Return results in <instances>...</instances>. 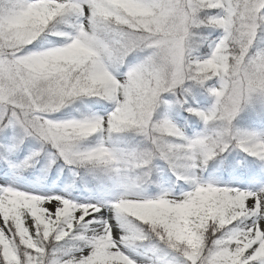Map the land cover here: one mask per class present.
Wrapping results in <instances>:
<instances>
[{"label": "snow or ice", "instance_id": "1", "mask_svg": "<svg viewBox=\"0 0 264 264\" xmlns=\"http://www.w3.org/2000/svg\"><path fill=\"white\" fill-rule=\"evenodd\" d=\"M202 28L222 33L205 59L190 47ZM205 43L199 37L197 46ZM210 80L218 85L209 89L211 109L188 108L210 125L201 136L154 120L162 94ZM253 94L264 96V0H0V149L14 153L33 139L39 149L13 167L34 168L50 147L48 170L60 159L74 176L83 169L99 182L95 202L84 203L0 186V264H175L169 253L181 264H264V186L195 178L230 147L264 161V135L233 126ZM93 97L113 110L52 118ZM126 132L145 146H107ZM97 134L107 144L84 143ZM156 159L191 190L149 198Z\"/></svg>", "mask_w": 264, "mask_h": 264}, {"label": "trees", "instance_id": "2", "mask_svg": "<svg viewBox=\"0 0 264 264\" xmlns=\"http://www.w3.org/2000/svg\"><path fill=\"white\" fill-rule=\"evenodd\" d=\"M60 27L63 28L64 25H60ZM219 33H221V31L216 29H200L198 31L196 42L190 43L193 56L205 57L209 55L211 52L209 44L219 35ZM199 37H207L208 43L197 46L199 44ZM188 86L190 87L191 92L184 93L177 99L174 109L169 112L171 119L167 118V115L169 114L165 107L166 101L163 99L155 111L154 120L161 121L167 118L180 128L187 138H191L197 131L204 133L206 128L210 125H205V123L193 112L188 111V108L191 107L195 110L205 112L210 110L215 103V98L210 94L209 89L218 85L215 80H210L207 81L204 86L196 84L194 81H190ZM185 100L187 103H184ZM111 107L112 103L109 101L95 97L84 98L83 100H77L74 104L65 107L61 111L55 113V115L57 116L56 120H66L78 118L81 115H92L97 110L104 111ZM233 126L234 130L248 134L257 135L264 131V104L260 106L254 103L246 104L233 120ZM9 136H11V133H9ZM102 138L106 139V137H102L101 134H97L90 137L84 143L87 146H96ZM110 145L120 149H139L145 146L144 138L132 132L114 134ZM39 147L40 144L38 141L28 139L25 141L24 145L14 153L5 155L4 151L0 149V174L12 167L11 161H13L15 165H19L30 155L31 151L39 149ZM51 151L54 150L49 147V149L39 158V163L36 164L34 168H29L27 170L20 169L22 173L30 177V179H36L39 182L47 183L49 185H72L74 183L75 187L73 190L76 192L77 190H80V193L85 197H94L95 189L99 182L96 177L86 173L85 170H78L79 175L74 176L70 173L72 170L65 165L63 160L60 159L57 160L56 164L52 166L50 170L47 169L49 160L48 153ZM197 169L195 170L196 179L198 177L209 179L214 173H221L227 178L234 177L240 180H253L262 178L264 173V165L262 161L236 147H230L228 150L220 153L217 157L210 159L206 165L202 166V168L200 167V176L196 175ZM179 175L180 174L174 172L165 161L156 159L153 161V170L151 172L152 182L149 187L159 189L162 178H164L174 188H180L181 192L191 190V185L186 180L179 179ZM116 192L117 191H114L110 196L114 195ZM63 243L64 242H61V244ZM168 259H174L175 264H181L183 258L178 254L169 253Z\"/></svg>", "mask_w": 264, "mask_h": 264}, {"label": "rangeland", "instance_id": "3", "mask_svg": "<svg viewBox=\"0 0 264 264\" xmlns=\"http://www.w3.org/2000/svg\"><path fill=\"white\" fill-rule=\"evenodd\" d=\"M221 35H222V33H219V35L216 38H214L213 41H217L221 37ZM49 39L53 40L57 45H60L63 43L62 40L57 39L55 37H50ZM31 47H33V49H38L39 48V42H36V44H34ZM208 56H210V54L205 56V57H196V58L205 59V58H208ZM189 82L190 81H187L183 87L188 88V92L190 93L191 89L188 86ZM184 93L185 92H183L181 89H177L175 94H172V93L162 94L161 101L163 99L166 101L165 107L168 110V114H169V115H167L168 119H171V115L169 112L174 109V105H175L177 99ZM248 103L249 104L254 103V104L259 105V106L263 105L264 104V96H261L258 94H253V96L250 98V100L246 104H248ZM246 104L242 105V109L245 107ZM113 108H114V105L112 104V107L109 108L108 110H104V111L103 110H99V111L97 110L92 115H98V116L103 117V116H106L108 113H110L113 110ZM52 118L57 119V116L54 114L52 116ZM78 118H80V117H78ZM202 134L203 133H200L197 131L195 133V135L189 139L197 138V137L201 136ZM257 135H264V131L258 133ZM105 141L107 142L106 139H105ZM107 146L117 148V147L110 145V144H107ZM117 149H120V148H117ZM9 154H11V153H9ZM218 155H216L214 157H217ZM11 165H12L11 168L5 170L4 172H2L0 174V186H12V187L18 188L19 190L28 191V192H46V193L55 194V195L70 196V198H72L75 201L80 202V203L89 202V201L95 202V200L92 196L85 197L80 193V190H77V192L75 190H73V188L71 190H69V188H68L69 184H63V185L51 184V185H49L47 183L39 182L38 180L30 179V177L23 174L22 171L20 170V168L13 167L15 165L13 161H11ZM70 173L73 174V171L72 172L70 171ZM196 175L197 176L201 175V169L200 168L197 169ZM197 180L201 184L211 183L213 186H221V187L227 186V187H232V188H239L240 190L257 191L262 186H264V178H263V180L240 181L237 179H230V178L226 179V178H224V176L221 173H219V174L214 173V175H212V177L208 180L204 179V178H200V177H198ZM165 191H168L172 195L179 197L182 195V193L188 192L190 190H185L184 192H181L180 188H178V189L174 188L164 178H162V182L159 186V189L150 188L148 186L146 189V195L149 198H155V197L161 195ZM119 195H120V191L117 190V192L113 196H108L106 198L107 199H113L114 197L119 196ZM112 222L115 223V221H112ZM115 231L118 232L119 229L117 228V229H115Z\"/></svg>", "mask_w": 264, "mask_h": 264}]
</instances>
